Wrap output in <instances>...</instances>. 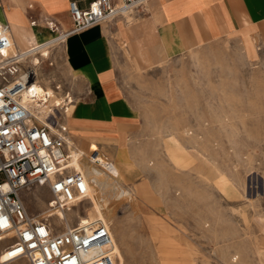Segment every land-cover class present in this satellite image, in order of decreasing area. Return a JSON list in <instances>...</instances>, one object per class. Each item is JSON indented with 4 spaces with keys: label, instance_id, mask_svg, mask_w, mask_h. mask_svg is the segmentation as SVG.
<instances>
[{
    "label": "rangeland",
    "instance_id": "obj_1",
    "mask_svg": "<svg viewBox=\"0 0 264 264\" xmlns=\"http://www.w3.org/2000/svg\"><path fill=\"white\" fill-rule=\"evenodd\" d=\"M62 41L46 45L47 56L38 50L25 57L21 68L22 77L62 97L47 112L66 121L69 99L76 103L84 90L66 68ZM151 42L149 53H137L121 41L116 53V81L137 125L122 145L83 138L64 121L89 198H97L115 236L119 264H264V52L224 37L161 57ZM91 140L97 157L88 153ZM172 142L188 167L173 162ZM111 162L121 166L118 182ZM223 179L235 187L229 198ZM48 198L36 185L21 194L30 214L42 213ZM90 201L69 213V225L98 215Z\"/></svg>",
    "mask_w": 264,
    "mask_h": 264
},
{
    "label": "built area",
    "instance_id": "obj_2",
    "mask_svg": "<svg viewBox=\"0 0 264 264\" xmlns=\"http://www.w3.org/2000/svg\"><path fill=\"white\" fill-rule=\"evenodd\" d=\"M147 1L91 0L86 9L70 1L71 27L59 31L52 20L47 26L64 41L142 11ZM11 39L9 25L0 23V264H119L111 230L103 220L68 223L69 213L89 202V182L73 163L76 157L64 120L51 114V128L21 99L29 82L22 77L24 57L12 51ZM32 185L49 195L42 213H28L21 199L22 191Z\"/></svg>",
    "mask_w": 264,
    "mask_h": 264
},
{
    "label": "crops",
    "instance_id": "obj_3",
    "mask_svg": "<svg viewBox=\"0 0 264 264\" xmlns=\"http://www.w3.org/2000/svg\"><path fill=\"white\" fill-rule=\"evenodd\" d=\"M70 1L86 9L91 0H0V23L9 25L14 43L12 51H25L56 36L57 32L49 30L45 21H54L59 31L69 29ZM145 8L143 12L71 34L62 41L66 68L84 90L76 103L69 99L70 119L64 121L79 131V135L83 130V138L110 139L111 144L120 146L125 132L137 126L133 123L136 115L115 77L116 53L121 51V41L127 50L149 53L152 40L161 57H174L224 37H237L247 47L256 44L264 52V0H148ZM128 19L132 21L129 24ZM32 21L35 23L31 24ZM38 27L51 37L44 39L46 34ZM53 33L56 35L52 36ZM75 114L78 118L73 120ZM174 142L168 154L177 166L188 167L191 161L181 159L184 150ZM96 144L89 142L88 153L99 151ZM115 167L119 177H110L118 182L121 166L115 164ZM221 182L229 198L235 187L227 179Z\"/></svg>",
    "mask_w": 264,
    "mask_h": 264
},
{
    "label": "bare ground",
    "instance_id": "obj_4",
    "mask_svg": "<svg viewBox=\"0 0 264 264\" xmlns=\"http://www.w3.org/2000/svg\"><path fill=\"white\" fill-rule=\"evenodd\" d=\"M45 22L48 25V23L51 22V21H45ZM51 25H53V23ZM52 32H55V31H52ZM62 39H63V35L62 34L61 35L57 34L52 39H50V40H48V41H46L44 43H41V44H39L37 46H34V47L30 48V49H27L25 51H22L21 53H22L23 57L25 58V57H29L30 54L40 50V56H47L48 55V50H47V48L45 46L49 45L50 43H55V42H57L59 40H62ZM31 61H32L33 65H38L40 63V60L36 56L32 57ZM23 79H26V78L23 77ZM27 81L29 82V85L26 87V89H24L22 91L21 99L23 100L24 103L29 105V107L31 108V111L37 117H38V115L40 116V118L39 117L38 118L41 121H43L44 123L49 125L51 128H53V124L51 123V121L47 120L48 116L50 117V115L52 114V111L51 112H47V111H50L48 106L50 104H51V106L52 105L53 106H60V104L62 105V99H61L62 97L56 96L54 90H52L49 87L46 88V87L40 86L39 84L36 83V81H34V82H32L33 80H31V81L27 80ZM41 116L42 117L44 116V117L41 118ZM45 116H47V117H45ZM55 116H57V115H55ZM69 143H70V141H69ZM75 153H77V152L75 151ZM97 154H98V152H92L90 155L92 157H97ZM73 163L76 166V168L81 171L80 164L76 160ZM90 200H91L90 202H91V204L93 206L94 211L96 213H98V215L94 216L92 219H89L87 216L79 217L78 222H80V224L90 223V222H92L94 220H103L102 217H101V214H100L101 209L98 206V202H97L96 198L92 197V199H90ZM56 213H58L59 215H62V217L64 216V214L61 211H59V210L56 211ZM105 224L107 225L106 222H105ZM111 237H112V240H113V242L115 244V236H114V234L112 232H111ZM115 251H116V246H115ZM117 256H120V255L117 254Z\"/></svg>",
    "mask_w": 264,
    "mask_h": 264
}]
</instances>
